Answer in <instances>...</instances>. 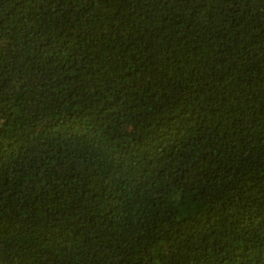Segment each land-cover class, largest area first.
Returning a JSON list of instances; mask_svg holds the SVG:
<instances>
[{"label": "trees", "instance_id": "1", "mask_svg": "<svg viewBox=\"0 0 264 264\" xmlns=\"http://www.w3.org/2000/svg\"><path fill=\"white\" fill-rule=\"evenodd\" d=\"M0 264H264V0H0Z\"/></svg>", "mask_w": 264, "mask_h": 264}]
</instances>
